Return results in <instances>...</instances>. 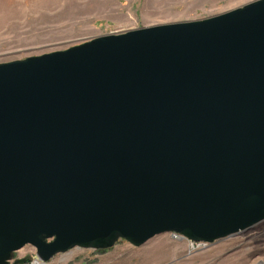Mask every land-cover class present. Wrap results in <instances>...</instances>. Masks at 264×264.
Here are the masks:
<instances>
[{
    "label": "water",
    "instance_id": "obj_1",
    "mask_svg": "<svg viewBox=\"0 0 264 264\" xmlns=\"http://www.w3.org/2000/svg\"><path fill=\"white\" fill-rule=\"evenodd\" d=\"M263 221L264 0L0 64V264Z\"/></svg>",
    "mask_w": 264,
    "mask_h": 264
},
{
    "label": "rangeland",
    "instance_id": "obj_2",
    "mask_svg": "<svg viewBox=\"0 0 264 264\" xmlns=\"http://www.w3.org/2000/svg\"><path fill=\"white\" fill-rule=\"evenodd\" d=\"M114 1V6L91 1L92 6L82 8L79 0H65L56 7L61 13L35 14L24 20L22 14L18 22L0 23V64L63 51L113 33L203 20L256 0H129V6L127 0ZM149 244L155 247L148 248L147 255L144 249L119 241L106 251L72 249L47 264H264V221L202 249L191 250L186 240H173L170 234L156 236ZM20 260L42 264L31 246L13 255L12 263Z\"/></svg>",
    "mask_w": 264,
    "mask_h": 264
},
{
    "label": "crops",
    "instance_id": "obj_3",
    "mask_svg": "<svg viewBox=\"0 0 264 264\" xmlns=\"http://www.w3.org/2000/svg\"><path fill=\"white\" fill-rule=\"evenodd\" d=\"M65 0H0V23H9V22H18L20 21V15L23 14V20L27 19L26 16H33L35 14H47V13H61V10L56 9V7H60L64 5ZM79 6L82 8L90 7L91 1L96 2L97 5L105 6L107 4H111L114 6L116 1L114 0H79ZM128 6L130 5L129 0ZM118 7V8H117ZM121 5H116L113 8V13L118 12ZM123 7V5H122ZM54 8V9H51ZM86 12V11H85ZM113 14V16H114ZM112 15V14H111ZM5 17V18H3ZM100 20V19H98ZM107 21L112 22V19L107 18ZM131 246V245H130ZM116 247V245H115ZM132 247V246H131ZM153 245H148V242L143 246L139 247L144 249V255H147L150 251L148 248H154ZM134 248V247H133ZM136 248V249H139ZM149 251V252H148Z\"/></svg>",
    "mask_w": 264,
    "mask_h": 264
},
{
    "label": "built area",
    "instance_id": "obj_4",
    "mask_svg": "<svg viewBox=\"0 0 264 264\" xmlns=\"http://www.w3.org/2000/svg\"><path fill=\"white\" fill-rule=\"evenodd\" d=\"M171 238L173 240H177L180 241L182 240L181 237L179 235L176 234H170ZM189 243V247L191 250H197V249H202L204 248L207 244H203V243H191L189 241H187Z\"/></svg>",
    "mask_w": 264,
    "mask_h": 264
},
{
    "label": "bare ground",
    "instance_id": "obj_5",
    "mask_svg": "<svg viewBox=\"0 0 264 264\" xmlns=\"http://www.w3.org/2000/svg\"><path fill=\"white\" fill-rule=\"evenodd\" d=\"M34 264H39V263L35 262Z\"/></svg>",
    "mask_w": 264,
    "mask_h": 264
}]
</instances>
